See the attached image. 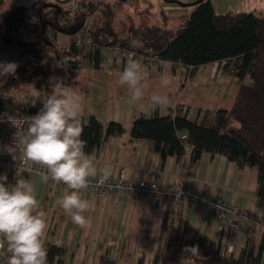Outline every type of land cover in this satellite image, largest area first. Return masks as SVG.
<instances>
[{
	"label": "trees",
	"instance_id": "16d2710c",
	"mask_svg": "<svg viewBox=\"0 0 264 264\" xmlns=\"http://www.w3.org/2000/svg\"><path fill=\"white\" fill-rule=\"evenodd\" d=\"M100 5L81 0L73 13L62 4L45 5V8L53 9L42 13L44 6H41L38 9L41 13L39 23L29 22V13L35 8L16 6L0 12V21L5 23V28L0 30V42L5 47H17L24 52L41 54L47 51L61 56L67 51L57 44L58 35H70L73 39L76 33L88 30L84 25L86 18L100 11L101 23L96 29H89L99 46L121 44L147 56L159 55L173 66L185 67L190 75L204 65L225 62L223 68L232 72L238 82L230 108L192 113L191 108L182 107L165 116H161L157 108L150 117L138 115L130 135L133 140L155 141L163 148L164 157L176 155L181 159L189 153L191 164H196L208 153L223 155L240 168L257 167L264 196V16L254 12L218 14L212 2L205 1L177 29L159 25L131 26L126 35L121 36L115 25L116 12L110 6L103 9ZM134 39L142 42L140 48L131 47ZM80 52L72 42L71 53ZM93 55L100 58L98 52L93 54L91 51H86L85 58ZM76 69L63 65L45 66L31 75L17 71L0 77V110L16 117L39 111L42 108L39 103L33 106L29 103V96L20 99L16 91L31 78L38 80L39 87L54 77L67 83ZM48 93L50 88L46 95ZM82 123V139L87 142L85 150L91 154L106 138L125 133L122 124L111 121L106 125L95 115ZM22 178L27 179V176ZM8 182L15 184L16 178L8 175ZM39 211L44 210L39 208ZM183 221L164 228L168 235L167 244L159 246L153 264H263L260 258L253 257L248 247L239 257L228 255L216 248L209 237L201 235L196 227ZM190 246L198 247L199 255L189 259L190 253L185 249ZM46 249L48 264H63L65 249L53 243ZM138 264H145L144 252Z\"/></svg>",
	"mask_w": 264,
	"mask_h": 264
},
{
	"label": "crops",
	"instance_id": "0c3cea01",
	"mask_svg": "<svg viewBox=\"0 0 264 264\" xmlns=\"http://www.w3.org/2000/svg\"><path fill=\"white\" fill-rule=\"evenodd\" d=\"M72 42L70 35L59 34L57 37V44L65 50L71 48ZM125 65L120 60H108L101 56L97 59L93 55L86 59L83 67L71 73L66 83L82 96V101L89 93L87 83L99 82L101 85L97 89L93 88L91 92L96 97L95 102L90 104L86 101L90 106L82 102V108L85 106L81 112L82 121L95 115L106 125L115 121L125 127V133L106 138L93 152L97 165H109L112 179L124 174L128 180H155L167 186L185 185L221 196L241 210L264 217V196L257 167L240 168L237 163L223 155L208 153L196 164H191L189 153L181 159L176 155L164 157L163 148L158 147L155 141L133 140L130 135L138 115H153L155 110L147 102V97L152 94L167 95L170 98L168 105L158 108L161 116L182 107L191 108L192 113L193 110H206L201 106V99L200 102L193 99L191 103H185L182 97L173 99L172 93L180 89L184 76L186 82L198 78L202 80L205 75L215 81L214 72L218 71L216 64L204 65L193 75L185 67L172 64L157 69L144 68L148 89L143 103L129 102L126 88L118 85L120 72ZM210 65L213 68L208 71ZM162 74L168 78H178L181 80L180 86L172 81L166 86L162 85ZM75 78L81 80L80 85L73 82ZM44 84L40 89L41 97L46 96L48 88L51 91L49 84ZM186 85L181 90H187ZM102 88H105V93ZM29 101L32 104L31 98ZM37 103L43 106L40 99ZM25 176L34 184L38 200L45 204L42 208L47 222L45 247L53 243L65 249L63 264H138L143 252L145 264H153L159 246L165 247L167 244L168 235L164 228H171L172 224H178L182 220L189 226L196 227L201 235L209 237L216 248L225 251L229 245V224H225L221 230L215 212L205 205L187 202L175 216L169 202L138 199L124 193L100 196L81 192L82 197L91 204L86 213L91 227L82 229L72 223L71 217L58 204L63 194L69 191L66 187L59 183H43L38 174ZM238 222L239 230L233 255L239 257L248 247L253 257L260 258L264 264V234L258 227L244 220Z\"/></svg>",
	"mask_w": 264,
	"mask_h": 264
},
{
	"label": "clouds",
	"instance_id": "9594fccd",
	"mask_svg": "<svg viewBox=\"0 0 264 264\" xmlns=\"http://www.w3.org/2000/svg\"><path fill=\"white\" fill-rule=\"evenodd\" d=\"M142 46L134 39L133 49ZM16 63L0 62V77L13 74ZM162 85L170 84L167 75L160 77ZM51 91L41 97L42 108L26 121L27 127L17 128L14 144L0 145V155L5 152L16 159L15 153L22 151L31 165L29 172L35 171L43 183H62L69 190L58 200L63 212L71 217L73 224L80 228H90L91 221L86 213L91 204L81 195L82 190L102 186L111 177L109 165L99 167L93 154L86 152L87 142L82 139L84 126L81 119L82 96L59 78H50ZM118 85L126 88L127 99L131 103H143L148 85L145 83L144 64L135 52L127 56V62L120 72ZM147 102L155 110L170 103L167 95L152 94ZM36 105V99L32 101ZM34 184L25 178H17L9 184L8 175L0 173V249L6 261L0 264H48V252L44 237L47 222L39 211ZM188 258L199 255L198 247L185 249Z\"/></svg>",
	"mask_w": 264,
	"mask_h": 264
},
{
	"label": "built area",
	"instance_id": "2783aa9c",
	"mask_svg": "<svg viewBox=\"0 0 264 264\" xmlns=\"http://www.w3.org/2000/svg\"><path fill=\"white\" fill-rule=\"evenodd\" d=\"M73 43L81 50L80 53L73 54L71 53V48H68L66 54L57 56L47 51L41 54L24 52L17 47H5L0 42V62L16 63L18 67L15 72L23 71L27 75H31L37 69L45 66L58 67L63 65L70 68H81L86 63V51H91L93 54L98 52L101 57L108 60H120L125 63L127 62L128 54L135 52L137 58L142 59L144 68L149 69H157L160 66L171 65L170 62L162 60L159 55L147 56L140 52L125 48L121 44H105L99 46L94 41L89 30L76 33L73 37ZM215 64L217 66L219 65V63ZM222 65L224 66L225 62L222 63ZM37 112H34L31 115L23 114L16 117L7 111L0 110V145L14 144V133L17 131V128L21 126L26 128V121L28 118L35 116ZM15 155V160L12 155H9L6 152L0 155V169L2 170V173H6L16 179L22 178L25 174L39 175V173L35 171L29 172L27 170L29 167L35 168L39 166L31 165L27 162L22 151L15 153ZM50 183L56 182L50 181ZM59 184L63 185L62 183ZM63 186L66 187L65 185ZM82 192L100 196L124 193L133 198L148 199L160 203L169 202L173 210V215L175 216L180 211L181 207L187 202H197L205 205L215 212L220 222L221 230L224 229L225 224H229L228 239L230 244L225 250L228 255L234 254V242L236 241L239 230L238 221L244 220L250 225L259 227L263 230L264 234V217L253 214L248 210H241L229 201L223 199L221 196H215L204 190L192 189L185 185L167 186L155 180H128L125 178V175L122 174L116 179L109 178L102 186H95V184H93L92 187L82 190ZM44 207L45 204L40 201V208ZM4 261H6V255L3 254V250L0 249V262Z\"/></svg>",
	"mask_w": 264,
	"mask_h": 264
},
{
	"label": "rangeland",
	"instance_id": "374dc122",
	"mask_svg": "<svg viewBox=\"0 0 264 264\" xmlns=\"http://www.w3.org/2000/svg\"><path fill=\"white\" fill-rule=\"evenodd\" d=\"M81 0H0V12H7L13 9L16 6H25L29 9L34 10L29 13V22L30 23H39L40 21V10L41 6L43 7L42 13L50 12L53 8L47 7L45 5H58L62 4L65 9L70 10L72 13L77 9L78 4ZM90 2L100 3L101 7L104 9L105 6H110L116 12L115 25L117 32L121 36H125L127 30L131 26H136L143 28L151 25H159L166 29H177L182 22L188 18L193 12L194 8L182 7L177 4L168 3L165 0H89ZM182 3L188 4L195 2L197 0H178ZM211 1L215 11L218 14H232L236 15L242 12H254L258 16H264V0H206ZM102 17L101 12L98 11L95 15L86 18L84 25L86 29L94 30L101 23ZM5 28V23L0 21V30ZM217 70L215 73V81H213L209 76H206L200 80H189L186 82L185 76L182 79V86L179 90H176L172 93L173 99L176 97H182V101L186 103H191L194 99L197 102H200L201 106L205 109H219V108H230L235 94L238 90V82L233 76L232 72H227L223 68L222 64L218 66L215 65ZM214 66V67H215ZM213 67L210 65L207 70H211ZM215 68V69H216ZM229 69H232L230 67ZM169 80L173 84L179 85L180 81L178 78L169 77ZM80 79H74L73 82L78 85L81 84ZM71 82V80H70ZM45 83V82H43ZM51 87L50 82L48 83ZM187 84V85H186ZM45 85V84H44ZM188 86L187 90H181L182 87ZM75 86V85H74ZM89 87L87 93L84 96L82 101L84 104H87L86 101L90 104L95 102L96 97L92 95L93 88L97 89L101 85L99 82L96 83H87ZM174 86V85H172ZM180 86V85H179ZM173 88V87H172ZM42 89L39 87L38 80L31 78L26 83L16 91L17 96L20 99H23L27 96L33 99H36V102L39 100L35 96L37 92H40ZM104 93L106 92L105 88H102ZM172 90V89H171ZM170 93V91H169ZM95 95V94H94ZM104 98L107 101V98L104 95ZM116 99H120L117 98ZM122 99V98H121ZM108 102V101H107ZM120 103H124L120 101ZM88 105V104H87ZM90 106V105H88ZM85 109V106L83 107ZM82 108V109H83ZM88 109V108H87ZM86 109V110H87ZM87 113V112H85ZM193 113H196L193 110ZM259 228V227H258ZM262 233L263 230L259 228ZM237 239V238H236ZM235 243V242H234ZM230 244V242H229ZM151 264V263H150Z\"/></svg>",
	"mask_w": 264,
	"mask_h": 264
},
{
	"label": "water",
	"instance_id": "95a60500",
	"mask_svg": "<svg viewBox=\"0 0 264 264\" xmlns=\"http://www.w3.org/2000/svg\"><path fill=\"white\" fill-rule=\"evenodd\" d=\"M165 1H167L168 3L180 5L182 7L195 8V7H198L199 5H201L202 3H204L206 0H197L195 2L188 3V4L182 3V2H180L178 0H165ZM63 82L65 83V80H63Z\"/></svg>",
	"mask_w": 264,
	"mask_h": 264
},
{
	"label": "flooded vegetation",
	"instance_id": "af4514ba",
	"mask_svg": "<svg viewBox=\"0 0 264 264\" xmlns=\"http://www.w3.org/2000/svg\"><path fill=\"white\" fill-rule=\"evenodd\" d=\"M166 2H167V1H166ZM195 8H196V7H195ZM195 8H194V9H195Z\"/></svg>",
	"mask_w": 264,
	"mask_h": 264
}]
</instances>
